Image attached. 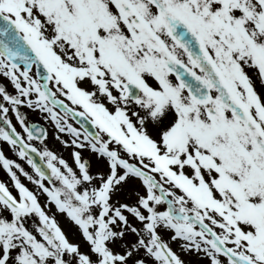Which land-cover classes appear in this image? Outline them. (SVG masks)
Masks as SVG:
<instances>
[{"label":"snow or ice","instance_id":"obj_1","mask_svg":"<svg viewBox=\"0 0 264 264\" xmlns=\"http://www.w3.org/2000/svg\"><path fill=\"white\" fill-rule=\"evenodd\" d=\"M0 142V264H264V0H0Z\"/></svg>","mask_w":264,"mask_h":264},{"label":"rangeland","instance_id":"obj_2","mask_svg":"<svg viewBox=\"0 0 264 264\" xmlns=\"http://www.w3.org/2000/svg\"><path fill=\"white\" fill-rule=\"evenodd\" d=\"M5 83H6V81H5ZM258 87H259V85H258ZM10 90H11V88H10ZM13 119H14V117H13ZM29 119L32 121H39L41 124H43L47 128V130L49 131L48 146L50 148H52L53 150H55L59 153H62L66 158L71 159V157H70L71 149L63 148V146L60 144V142L55 139V136H54L55 129L53 128V126L51 124H47L43 120H40L38 113H31L30 112L29 113ZM14 122H15V119H14ZM17 127H19L18 124H17ZM65 138L67 139V137H65ZM0 147H3V149L5 150V152L8 156L15 158L14 153L10 150V147L6 143L0 142ZM21 163H24V162L21 161ZM25 167L28 168L29 171H31L30 166L25 164ZM0 179H3L5 181H8V179H9L7 174L4 172V170L2 168H0ZM25 182L27 183V181H25ZM173 247L176 248V245L173 244ZM184 258H185V260L189 261V264H207V262L205 260H202V259L197 258L195 256H185Z\"/></svg>","mask_w":264,"mask_h":264}]
</instances>
